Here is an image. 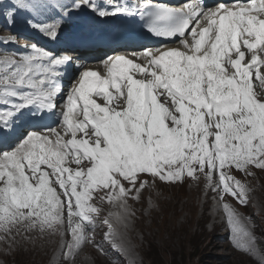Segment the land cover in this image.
Listing matches in <instances>:
<instances>
[{
  "label": "snow or ice",
  "instance_id": "6c2138e0",
  "mask_svg": "<svg viewBox=\"0 0 264 264\" xmlns=\"http://www.w3.org/2000/svg\"><path fill=\"white\" fill-rule=\"evenodd\" d=\"M107 5L72 0L60 8L65 15L88 9L100 18L139 14L151 34L179 37L180 47L144 48L131 53L135 60L107 57L100 62L104 75L84 68L59 105L62 132L28 131L0 151V231L56 234L67 221L72 243L66 257L88 242L104 202L124 214L109 212L102 221L105 239L116 247L112 219L122 223L132 214L127 201L139 199L148 184L142 175L153 182L203 176L221 199L229 194L246 205L250 189L232 171L252 176L251 169L264 170V95L253 83L264 91V0L208 9L202 0L180 9L152 0ZM29 7L38 5L8 0L9 22ZM35 27L55 38L59 25ZM71 63V56L35 44L0 56V133L26 109L55 111L61 69ZM229 221L245 238L243 250L252 251L254 238L232 210Z\"/></svg>",
  "mask_w": 264,
  "mask_h": 264
},
{
  "label": "rangeland",
  "instance_id": "374dc122",
  "mask_svg": "<svg viewBox=\"0 0 264 264\" xmlns=\"http://www.w3.org/2000/svg\"><path fill=\"white\" fill-rule=\"evenodd\" d=\"M263 188L261 189V194L257 197L259 203H264ZM177 193L174 191L175 195ZM155 207L156 204L151 203L144 211L149 215V210ZM166 213L163 215H167L168 217L172 216V210ZM201 213L200 208H197V217L191 219L188 216L189 218L187 217V220L191 219V221H187V225L179 219L178 213L173 215L171 217L172 219L170 218L167 223L161 222L160 219L157 222L149 220V226L147 225L149 234L147 232L145 234L147 238H143L139 231L135 232L139 245L142 244L141 252H136L132 247L133 240L128 233L131 218L126 219L123 225L124 228H119L118 231L122 254L120 255L119 262L116 264H261V261H264V221L261 222L262 226H258V230L255 232L256 235H259L260 240L259 246L257 247V250L260 252V258L253 260L245 256H232V253L226 247H222L221 242L218 240L219 233L216 231L210 233L208 227L204 226V222H199L198 219ZM174 216L177 217L175 218ZM201 216L204 217V214H201ZM155 228L158 229L156 230ZM154 233L156 236H152ZM157 236L162 237L157 239ZM40 245L48 246L45 242L39 243ZM134 246L137 247L135 243ZM17 248L22 249L27 255L17 253L15 257H10V259L5 261L6 263H3L4 260L0 259V264H41V262H45L46 260L45 258V260L42 259L40 261L41 259L37 258L38 255L32 249L31 243H19ZM50 261L51 259L49 257V260L47 259L45 263L48 264L49 262V264H52V261ZM76 264L113 263L109 260H102L100 257L94 258L93 256L87 255V260L84 263L77 262Z\"/></svg>",
  "mask_w": 264,
  "mask_h": 264
},
{
  "label": "bare ground",
  "instance_id": "6f19581e",
  "mask_svg": "<svg viewBox=\"0 0 264 264\" xmlns=\"http://www.w3.org/2000/svg\"><path fill=\"white\" fill-rule=\"evenodd\" d=\"M264 189V188H263ZM175 194H170L169 196H166L164 198H156L154 197L153 200L151 201V203H155L156 207L154 209H150L149 210V215L146 214V212L144 211L147 206L141 210L140 213H138L140 215V217H135L132 216L131 217V223L132 226L129 228L128 233L130 235V237L132 238L133 242L136 244L137 247L134 246V243L132 242V247L134 248V250L136 252H141L142 250V244L139 245V241L137 239V235H136V231H139L140 234L142 235L143 238H147L146 237V232L148 233L149 229H148V223L149 220H153L155 222H157L159 219L161 222L167 223L168 220H170V218L173 215H176L178 213L179 215V219L182 220L184 222V224L187 225V221H191V219H194V217H197V208H200V212L203 213V206L206 205V201L204 200L203 202H200L197 197H196V193L194 192H187L184 193L182 195H175ZM260 199V198H259ZM258 201V200H257ZM264 201V200H263ZM150 203V204H151ZM259 209L261 210L262 207H264V203H260L259 204ZM172 210V216L168 217L167 215H163L164 213H166L167 211ZM177 211V213H176ZM170 213V212H169ZM176 213V214H175ZM201 213V214H202ZM167 214V213H166ZM200 214V218L198 219L199 222L203 221L205 218H207V215L204 214V217H202ZM157 215V216H156ZM190 217L191 219L187 220V217ZM175 218L177 216H174ZM188 217V218H189ZM209 217L211 218V220H215L216 216L209 214ZM172 219V218H171ZM178 219V220H179ZM193 221V220H192ZM152 222V221H151ZM177 222V221H176ZM160 223V222H159ZM158 223V224H159ZM178 223V222H177ZM176 223V225H177ZM195 224V223H194ZM128 225V224H127ZM148 225V226H147ZM190 225V224H189ZM184 226V225H183ZM182 226V227H183ZM168 227V226H167ZM178 227V225H177ZM181 227V228H182ZM160 228V227H159ZM123 229V228H122ZM128 229V228H127ZM156 229V228H155ZM158 229V228H157ZM156 229V230H157ZM163 229V228H162ZM153 232V231H152ZM157 232V231H156ZM209 233V232H208ZM127 234V233H126ZM149 234V233H148ZM164 234V233H163ZM226 234V233H225ZM214 235V234H213ZM152 236H156V234L154 233ZM162 236H157V239H160ZM165 237V235H164ZM124 238V237H123ZM168 240V238H167ZM167 242V241H166ZM32 244V249L36 252V254L38 255L37 258L41 259L40 261L45 260V262L47 261V259L49 260V256L51 255V253L53 252V250H51L49 247H39L37 245L36 241L30 242ZM22 244V243H21ZM25 245V244H24ZM57 245L56 242L52 241V244L50 245L51 247L55 248ZM22 246V245H21ZM49 246V245H48ZM225 245H223L224 247ZM19 247V246H18ZM25 247V246H24ZM17 248V245L14 246L11 249V252L13 251V249ZM29 250V249H28ZM27 251V250H26ZM28 252V251H27ZM238 253V252H236ZM33 255V254H32ZM230 255V254H229ZM233 255H237V256H241L239 254H231ZM7 254H4L3 252L0 253V257L2 258H7ZM242 257V256H241ZM45 262H41V264H46ZM51 262V261H50ZM74 263V262H73ZM49 264V262H48ZM63 264V263H60Z\"/></svg>",
  "mask_w": 264,
  "mask_h": 264
}]
</instances>
